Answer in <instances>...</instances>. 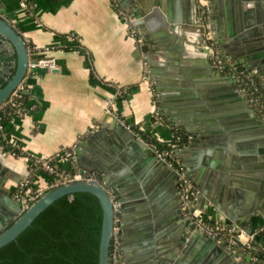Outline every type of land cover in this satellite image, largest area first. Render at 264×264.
I'll list each match as a JSON object with an SVG mask.
<instances>
[{
	"label": "water",
	"instance_id": "95a60500",
	"mask_svg": "<svg viewBox=\"0 0 264 264\" xmlns=\"http://www.w3.org/2000/svg\"><path fill=\"white\" fill-rule=\"evenodd\" d=\"M116 1L131 15V28L141 37L146 73L162 110L183 130L184 145L177 144L172 152L201 195L186 202L178 172L167 158L107 110L75 151L80 169L96 172L99 181L56 186L22 210L23 201L0 179V247L17 238L59 197L90 191L103 209L99 264H110L114 200L121 210L125 264H264L261 251H237L225 239L193 228L184 213L194 203L215 211L212 222H243L249 232L254 229L253 214L264 218V117L253 110L234 75L212 66L201 41L200 0ZM233 4L238 9L235 16L229 10ZM252 4L209 0L208 13L224 53L257 73L264 63V10ZM35 61L23 34L0 11V104L15 91L29 94V64ZM0 170V178L19 181L20 175L1 159Z\"/></svg>",
	"mask_w": 264,
	"mask_h": 264
},
{
	"label": "crops",
	"instance_id": "0c3cea01",
	"mask_svg": "<svg viewBox=\"0 0 264 264\" xmlns=\"http://www.w3.org/2000/svg\"><path fill=\"white\" fill-rule=\"evenodd\" d=\"M25 1L0 0L1 14L23 34L28 46L47 48L42 53L53 56L56 66L36 67L26 110L5 122L0 159L20 175L19 181L11 176L0 178L11 195L17 197L27 164L26 155H17L15 148L34 155L52 154L62 147L76 151L88 132L101 124L107 107L140 135L147 131L163 143L172 141L174 126L146 73L143 42L131 33L116 0ZM250 1L256 9L264 10V0ZM229 10L231 16L238 13L236 4ZM261 67L257 76L262 84L264 63ZM157 111L162 118L156 117ZM194 140L190 136L189 142ZM63 165L69 167L70 160H63ZM49 180L48 174L38 173L34 185L44 187ZM205 211L209 221L215 219L213 209ZM252 225L261 227L256 240L264 244V233H260L264 218L253 214Z\"/></svg>",
	"mask_w": 264,
	"mask_h": 264
},
{
	"label": "built area",
	"instance_id": "2783aa9c",
	"mask_svg": "<svg viewBox=\"0 0 264 264\" xmlns=\"http://www.w3.org/2000/svg\"><path fill=\"white\" fill-rule=\"evenodd\" d=\"M208 1L200 0L201 13L199 15V24L204 27L201 33L202 46L207 48L210 53L212 66L219 70L225 71L235 76L237 79L240 89L243 94L248 98L249 103L253 110L264 117V89L261 84L260 78L257 73L253 72L252 68L245 65L244 62L236 58H232L224 53L222 48L218 45L216 38L212 32V23L208 13ZM27 0L25 1V4ZM119 12L122 17L126 18L130 26L132 34H137L134 29L131 28L130 21L131 15L124 9L119 7ZM141 39V38H140ZM29 51L31 56L36 58L34 63L29 64L28 77L30 78L36 67H48L53 68L56 66V60L51 55H43L46 49H38L34 45H29ZM34 53L38 55H34ZM28 87L31 88L32 83L29 80L27 83ZM23 87V86H22ZM20 92L15 91L8 100L0 104V111L5 110L10 102L13 101L14 97ZM107 110L109 107H107ZM22 109L16 113L18 115L23 114ZM15 115V114H14ZM158 119L162 118L160 111L156 112ZM0 137L5 140V122L0 121ZM167 147H159L157 143L150 142L157 153L164 158H167L169 163L178 172L179 177V190L182 193V197L185 201L197 199L201 192L199 189L194 187L191 183L184 165L182 162L173 155V148L177 143L169 142ZM27 164L25 166L23 177L18 184L17 197L23 201L22 210H25L29 205L38 199L45 191L52 189L56 186L75 182V181H99V176L96 172H88L80 169L76 164V153L75 148L69 149L62 147L58 151L47 155H26ZM69 159L71 165L65 167L63 160ZM38 173H46L50 176V180L44 187L34 185V176ZM112 197H114L111 191ZM72 198V194L69 196ZM114 207L116 210L115 223L113 226V238L110 252V264H123V254L120 248L122 241V230L120 226V206L119 202L114 200ZM184 212L189 216V221L192 223V227L202 231L206 235L218 236L227 241V243L236 248L237 251L244 248H252L262 252L261 257L264 261V244H259L256 240L258 229L254 228L252 232L247 230L248 224L243 222H218L209 221L207 219L205 209L196 206L194 203L187 205ZM245 246V247H244Z\"/></svg>",
	"mask_w": 264,
	"mask_h": 264
},
{
	"label": "trees",
	"instance_id": "16d2710c",
	"mask_svg": "<svg viewBox=\"0 0 264 264\" xmlns=\"http://www.w3.org/2000/svg\"><path fill=\"white\" fill-rule=\"evenodd\" d=\"M32 1L27 0L28 4ZM29 79L32 81V77ZM28 95L22 92L16 95L0 111V121L6 122L21 109L25 111ZM143 134L159 147L168 146L147 131ZM182 134L181 128L173 127L172 142L182 144ZM14 151L17 155L30 156L17 148ZM69 196L56 199L17 238L1 246L0 264H99L101 202L90 191H77L72 198Z\"/></svg>",
	"mask_w": 264,
	"mask_h": 264
}]
</instances>
